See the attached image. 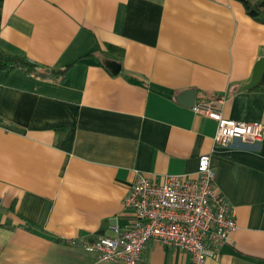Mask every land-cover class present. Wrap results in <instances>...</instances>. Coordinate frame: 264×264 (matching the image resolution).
I'll return each mask as SVG.
<instances>
[{
  "label": "crops",
  "instance_id": "crops-1",
  "mask_svg": "<svg viewBox=\"0 0 264 264\" xmlns=\"http://www.w3.org/2000/svg\"><path fill=\"white\" fill-rule=\"evenodd\" d=\"M0 48L28 70L0 69V264H122L68 241L114 235L135 218L122 201L137 172L193 176L202 153L236 220L203 264H264V91L243 88L264 23L241 2L3 0ZM188 89L262 123L261 139L216 144ZM139 264L191 259L149 240Z\"/></svg>",
  "mask_w": 264,
  "mask_h": 264
},
{
  "label": "built area",
  "instance_id": "built-area-1",
  "mask_svg": "<svg viewBox=\"0 0 264 264\" xmlns=\"http://www.w3.org/2000/svg\"><path fill=\"white\" fill-rule=\"evenodd\" d=\"M192 109L215 120L213 139L220 146H228L234 139L256 142L262 137V123L224 117L215 101L195 102ZM213 178L209 153L198 156L193 176L167 174L156 183L137 172L122 201L134 211V220L122 228L113 225L112 236L71 238L68 242L94 252L99 261L139 264L145 243L154 240L187 251L191 264H203L208 256L216 255L218 245L236 227L234 212Z\"/></svg>",
  "mask_w": 264,
  "mask_h": 264
},
{
  "label": "trees",
  "instance_id": "trees-1",
  "mask_svg": "<svg viewBox=\"0 0 264 264\" xmlns=\"http://www.w3.org/2000/svg\"><path fill=\"white\" fill-rule=\"evenodd\" d=\"M241 2V4L244 7L245 12L253 19H255L258 22L264 23V0H238ZM3 0H0V23H1V6H2ZM107 48L109 50H116L119 52V54L122 53V49L112 45L108 44ZM24 58L15 55V54H9L6 53L4 50L0 48V69L4 71L5 74H8L10 71L16 69V68H22L25 71H28L24 65H23ZM70 64L65 65L64 67L57 70L59 73H65L68 69ZM255 88H258L260 90L264 91V76L261 79V81L255 86Z\"/></svg>",
  "mask_w": 264,
  "mask_h": 264
},
{
  "label": "water",
  "instance_id": "water-1",
  "mask_svg": "<svg viewBox=\"0 0 264 264\" xmlns=\"http://www.w3.org/2000/svg\"><path fill=\"white\" fill-rule=\"evenodd\" d=\"M116 67V70L114 69V72L119 69V66H114ZM264 76V55L260 56L254 63L251 77L247 83L243 85L244 89H251L255 87L263 78ZM178 98H182L184 100L185 104L192 106L194 103V91L192 89H188L185 91H181L178 95Z\"/></svg>",
  "mask_w": 264,
  "mask_h": 264
}]
</instances>
